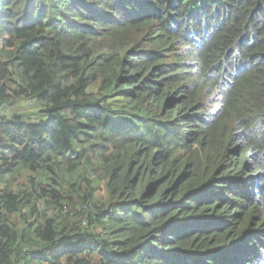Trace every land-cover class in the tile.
<instances>
[{
    "label": "trees",
    "instance_id": "trees-1",
    "mask_svg": "<svg viewBox=\"0 0 264 264\" xmlns=\"http://www.w3.org/2000/svg\"><path fill=\"white\" fill-rule=\"evenodd\" d=\"M0 264H264V0H0Z\"/></svg>",
    "mask_w": 264,
    "mask_h": 264
},
{
    "label": "clouds",
    "instance_id": "clouds-1",
    "mask_svg": "<svg viewBox=\"0 0 264 264\" xmlns=\"http://www.w3.org/2000/svg\"><path fill=\"white\" fill-rule=\"evenodd\" d=\"M1 113H2V110H1V107H0V115H1Z\"/></svg>",
    "mask_w": 264,
    "mask_h": 264
}]
</instances>
